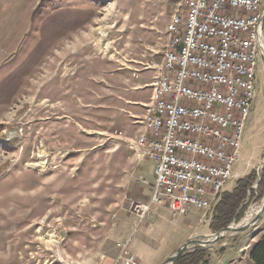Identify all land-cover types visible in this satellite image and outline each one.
<instances>
[{
    "label": "rangeland",
    "instance_id": "rangeland-1",
    "mask_svg": "<svg viewBox=\"0 0 264 264\" xmlns=\"http://www.w3.org/2000/svg\"><path fill=\"white\" fill-rule=\"evenodd\" d=\"M175 9L176 0H0V264L94 262L157 211L171 233L166 250L190 226L214 233L202 211L173 218L152 201L154 163L129 143L143 131L138 120ZM263 165L260 55L230 183L254 171L256 194ZM247 194L232 225L264 197ZM263 229L264 213L205 248L204 264H251Z\"/></svg>",
    "mask_w": 264,
    "mask_h": 264
},
{
    "label": "built area",
    "instance_id": "built-area-1",
    "mask_svg": "<svg viewBox=\"0 0 264 264\" xmlns=\"http://www.w3.org/2000/svg\"><path fill=\"white\" fill-rule=\"evenodd\" d=\"M263 13V0H176L138 120L143 131L129 141L154 163L152 201L172 216L192 207L211 219L236 176L263 55Z\"/></svg>",
    "mask_w": 264,
    "mask_h": 264
},
{
    "label": "crops",
    "instance_id": "crops-1",
    "mask_svg": "<svg viewBox=\"0 0 264 264\" xmlns=\"http://www.w3.org/2000/svg\"><path fill=\"white\" fill-rule=\"evenodd\" d=\"M233 187L234 184L229 182L226 185V190L230 191ZM163 206L165 205L163 204ZM165 208L167 209L166 206ZM157 213L160 215L159 217L156 216L153 217V220L143 222V227L138 231L137 235H133L136 232L135 229L130 237L122 241V243L116 244L117 247L115 246V248H111V251L100 254L98 259L88 264H161L164 259L170 255V251L173 247L181 245L198 232L197 226H190L188 231L183 232L181 241L177 240V242H174V240L169 246L170 248L166 250L167 238L170 237L171 233H169L170 231L166 223L162 220H158L164 217L163 214L159 211H157ZM168 213L171 215L170 212ZM201 213L202 215L204 214L203 212ZM180 216L183 215L172 217L176 218ZM198 220L199 219H197V223L199 222ZM198 233L199 235L208 234L206 231Z\"/></svg>",
    "mask_w": 264,
    "mask_h": 264
},
{
    "label": "trees",
    "instance_id": "trees-1",
    "mask_svg": "<svg viewBox=\"0 0 264 264\" xmlns=\"http://www.w3.org/2000/svg\"><path fill=\"white\" fill-rule=\"evenodd\" d=\"M259 178L256 194L251 188L252 183L257 180L254 171L238 179L230 192L222 193L214 207L209 224V228L213 232L219 231L232 222H238L243 218L250 203V201H246L248 192L251 193L249 196L255 200H260L264 196V165ZM208 256L209 252L206 249L191 250L179 256L173 264H204ZM248 258L252 264H264V230L260 238L250 247Z\"/></svg>",
    "mask_w": 264,
    "mask_h": 264
},
{
    "label": "water",
    "instance_id": "water-1",
    "mask_svg": "<svg viewBox=\"0 0 264 264\" xmlns=\"http://www.w3.org/2000/svg\"><path fill=\"white\" fill-rule=\"evenodd\" d=\"M264 21V13L261 16L260 22ZM260 50L264 55V45L260 44ZM264 213V197L261 199V204L257 212L251 218V220L241 226L233 227L232 224L228 225L225 228L220 229L209 235H196L191 239H188L186 242L182 243L176 251L169 255L161 264H173V262L181 256L183 253L189 250L196 249H205L207 247H211L212 244L217 242V240L222 237L227 232H243L248 228L254 227L258 221L261 220Z\"/></svg>",
    "mask_w": 264,
    "mask_h": 264
},
{
    "label": "bare ground",
    "instance_id": "bare-ground-1",
    "mask_svg": "<svg viewBox=\"0 0 264 264\" xmlns=\"http://www.w3.org/2000/svg\"><path fill=\"white\" fill-rule=\"evenodd\" d=\"M259 207H260V205L257 206V207H255V208H251L249 210V212L247 213V215L245 216V218L242 220V223H240L239 225H243V224L249 222L250 221L249 218L254 216V214L257 212V210L259 209ZM233 227H237V225L236 226L233 225Z\"/></svg>",
    "mask_w": 264,
    "mask_h": 264
}]
</instances>
